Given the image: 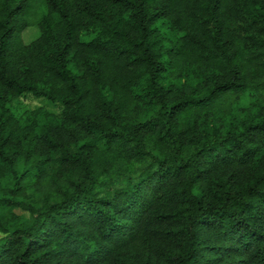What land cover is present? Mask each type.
<instances>
[{
    "label": "trees",
    "instance_id": "16d2710c",
    "mask_svg": "<svg viewBox=\"0 0 264 264\" xmlns=\"http://www.w3.org/2000/svg\"><path fill=\"white\" fill-rule=\"evenodd\" d=\"M0 264H264V0H0Z\"/></svg>",
    "mask_w": 264,
    "mask_h": 264
},
{
    "label": "rangeland",
    "instance_id": "374dc122",
    "mask_svg": "<svg viewBox=\"0 0 264 264\" xmlns=\"http://www.w3.org/2000/svg\"><path fill=\"white\" fill-rule=\"evenodd\" d=\"M36 31H37L36 28H32V29L28 30L24 34L25 41L26 42L32 41L36 37L35 36L36 35ZM19 104H22L21 106H19V109H20L21 112L25 111L27 109H36V108H39V107H42V106H45L48 109L53 107V106L48 105L45 101L35 99L33 96L24 97V99H21ZM15 212L18 213V214H24V212H22L20 209H16Z\"/></svg>",
    "mask_w": 264,
    "mask_h": 264
}]
</instances>
